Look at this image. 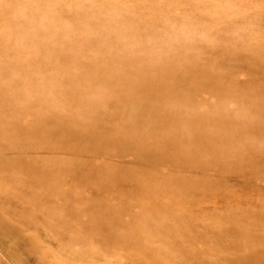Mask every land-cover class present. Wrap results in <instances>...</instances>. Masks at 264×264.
Listing matches in <instances>:
<instances>
[{
  "label": "bare ground",
  "instance_id": "6f19581e",
  "mask_svg": "<svg viewBox=\"0 0 264 264\" xmlns=\"http://www.w3.org/2000/svg\"><path fill=\"white\" fill-rule=\"evenodd\" d=\"M253 2L0 0V264L17 260L8 236L21 216L76 248L58 264H163L164 242L181 252L216 237L232 207L252 213L219 176L264 182V82L241 67L248 58L264 75V3ZM97 157L123 165L96 168ZM205 169L217 178L193 177ZM143 177L151 190L124 189ZM260 185L241 191L264 221Z\"/></svg>",
  "mask_w": 264,
  "mask_h": 264
},
{
  "label": "rangeland",
  "instance_id": "374dc122",
  "mask_svg": "<svg viewBox=\"0 0 264 264\" xmlns=\"http://www.w3.org/2000/svg\"><path fill=\"white\" fill-rule=\"evenodd\" d=\"M256 0H245L246 4H243L244 7L248 8L249 10L255 7V4L257 2H253ZM260 3H264V0H259ZM146 8V16H150L151 11L153 10V6L151 4H147L145 6ZM257 8V6H256ZM155 11H157L155 9ZM154 11V12H155ZM258 11V8H257ZM165 13L169 15H174V18L180 17V13L178 11H165ZM256 13V11H255ZM204 24V20H197V22H191V25H198ZM151 26H153L151 24ZM243 57V56H242ZM241 58H239L238 62H240ZM247 60V61H245ZM245 64L242 65L246 72H251V74L254 76L255 82H264V75H262V72L259 73V68H250L248 61V58L245 59ZM252 69V71H251ZM242 70V69H241ZM83 159L86 158L85 156H81ZM90 164H92L94 167L97 168L99 165H103L107 169H113L119 165H123V163H117L114 162L112 159L106 160V159H100V158H90L87 159ZM142 165L135 166V170H138V167H141ZM143 167V166H142ZM171 170V169H170ZM177 168L175 169V171ZM187 173V172H186ZM192 175V174H189ZM238 177H234L233 175H225L222 174L219 176L220 179H223L225 183H229L232 189L235 191V193L239 194L241 199L248 203L251 207V214L245 215L243 213L237 212V207H232L230 210L225 211L224 215L219 220L214 221V226L218 225L217 228H219L220 232H218V235H216L217 238L222 240V243L217 245L216 237L215 235H211L209 232L206 234L203 232V235H205L203 238H206L209 240V242H203L202 244L198 243L193 246L180 248L181 252L179 251V247H174L171 240H168L164 242L163 250L164 253L162 254L161 259L163 261V264H238L234 263V260H237V258H243L251 254H263V260L261 264H264V244L259 242H264V221L259 220L258 217L260 215L261 209L260 206L257 204L256 200L249 194H244L241 189L244 187H255L257 185H260L261 183L264 184V182L261 180V177H259L255 172L249 173L247 171L240 172ZM193 177H205V178H217L214 176V172L210 171L208 169L201 170L199 174H194ZM113 178L115 181H119L121 177L119 175H113ZM121 185L126 184L124 181L121 180ZM156 184L155 180L151 181V179L148 178H140L137 182H132L131 184H126L127 186L124 189H131L134 191H139L143 188L146 189H152L153 186ZM260 188L263 186L260 185ZM123 191V189H121ZM155 192V191H154ZM216 194V193H215ZM217 195H209L205 199H213L211 202L214 203L220 197L215 198ZM211 208V207H210ZM205 209V208H204ZM215 209V206L213 207V210ZM213 210H207L205 212V220L200 221V227L206 228V223H212L210 218H212L214 215L212 212H215ZM260 211V212H259ZM182 216L189 217L190 215L182 214ZM248 218L250 221L244 222L243 220H240L242 217ZM147 216L143 215V218ZM168 219H172L170 216H167ZM258 217V218H257ZM30 219H27L26 216H21V221L19 224L12 225L10 229V234L8 236L9 239H12L16 242L18 245V253L16 254L17 260L15 259H7V264H58V251L62 250L64 248L59 246L58 240L53 238V234L50 233L46 229L39 228L38 226L32 227L29 225L30 223L28 221ZM176 225V222L174 223ZM181 225V224H180ZM243 225V226H242ZM243 227L245 229L242 233L237 231V228ZM176 228V226H174ZM183 225L181 227L177 226V228L183 229ZM41 229V230H40ZM215 232V231H214ZM249 235L252 238V242L248 240ZM140 243L141 239L139 238L137 240V237L135 238V242ZM211 241V242H210ZM244 242H250V244L254 245L249 246V248L241 247ZM208 243V245H207ZM211 243L213 245H211ZM225 243V244H224ZM259 243V244H258ZM173 249V251H172ZM65 252L62 254H66V256H69L70 251H76L75 247L64 249ZM70 250V251H69ZM161 250V249H160ZM122 251H125L126 253H132L134 256L137 254L143 252L144 250L135 247L126 246ZM120 251V253L122 252ZM150 254H154V251L152 249L147 250ZM172 251V252H171ZM162 252V251H161ZM114 253V252H111ZM3 253L0 252V257ZM87 259H89V256H87ZM110 261H113L115 259H109ZM114 262V261H113ZM146 262H152L149 259H146ZM112 263V262H109ZM117 264H123L117 263Z\"/></svg>",
  "mask_w": 264,
  "mask_h": 264
}]
</instances>
